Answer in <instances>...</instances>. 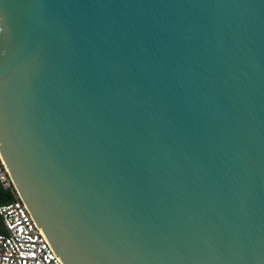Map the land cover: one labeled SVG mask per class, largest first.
<instances>
[{
    "label": "water",
    "instance_id": "95a60500",
    "mask_svg": "<svg viewBox=\"0 0 264 264\" xmlns=\"http://www.w3.org/2000/svg\"><path fill=\"white\" fill-rule=\"evenodd\" d=\"M0 157L62 264H264V0H0Z\"/></svg>",
    "mask_w": 264,
    "mask_h": 264
},
{
    "label": "built area",
    "instance_id": "2783aa9c",
    "mask_svg": "<svg viewBox=\"0 0 264 264\" xmlns=\"http://www.w3.org/2000/svg\"><path fill=\"white\" fill-rule=\"evenodd\" d=\"M0 186L16 196L0 205V264H62L43 232L20 201L0 157Z\"/></svg>",
    "mask_w": 264,
    "mask_h": 264
},
{
    "label": "trees",
    "instance_id": "16d2710c",
    "mask_svg": "<svg viewBox=\"0 0 264 264\" xmlns=\"http://www.w3.org/2000/svg\"><path fill=\"white\" fill-rule=\"evenodd\" d=\"M15 195L13 192L9 191V190H4L1 186H0V205L5 204L9 201H12L15 199ZM4 231V227H3V223H2V219L0 216V232Z\"/></svg>",
    "mask_w": 264,
    "mask_h": 264
}]
</instances>
